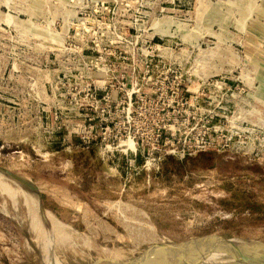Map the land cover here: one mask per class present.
I'll list each match as a JSON object with an SVG mask.
<instances>
[{
	"label": "rangeland",
	"instance_id": "obj_1",
	"mask_svg": "<svg viewBox=\"0 0 264 264\" xmlns=\"http://www.w3.org/2000/svg\"><path fill=\"white\" fill-rule=\"evenodd\" d=\"M137 50L145 169L128 170L83 143L101 122L73 82ZM199 134L215 145L195 152ZM0 168L27 178L0 187V264H264V0H0ZM35 213L73 244H38Z\"/></svg>",
	"mask_w": 264,
	"mask_h": 264
},
{
	"label": "built area",
	"instance_id": "obj_2",
	"mask_svg": "<svg viewBox=\"0 0 264 264\" xmlns=\"http://www.w3.org/2000/svg\"><path fill=\"white\" fill-rule=\"evenodd\" d=\"M130 57L131 59L129 55L121 54L119 58L123 63H126L125 66L111 65L110 68L103 69L102 73L99 72L97 77L105 78L103 81L95 80V78L92 80L93 75L80 74L78 77L74 76L76 79L73 83L76 87L84 88L86 95L83 99L93 103L92 112L83 113L80 116L90 121L98 119L101 122L94 132L79 124L76 131L83 143L89 146L102 137L103 153L122 152L127 158L128 170H135L138 167L145 169V50L132 52ZM110 87L116 88L114 96L109 93L102 97L99 96L98 89L106 90ZM178 94L179 92H176V95ZM105 134H113L115 137L113 142L103 137ZM123 137L126 138L125 141L122 139ZM161 139V135L158 134L154 140L155 145H150L147 142L146 144L153 150L158 149ZM167 143L168 139L164 141V145ZM214 145V139L208 138L206 134H199L196 135L192 149L198 152ZM177 150V148L168 149L166 152L175 153ZM139 154L143 157L140 166L136 163ZM147 155L149 156L147 159H150L149 148ZM146 163L151 164L149 160Z\"/></svg>",
	"mask_w": 264,
	"mask_h": 264
},
{
	"label": "bare ground",
	"instance_id": "obj_3",
	"mask_svg": "<svg viewBox=\"0 0 264 264\" xmlns=\"http://www.w3.org/2000/svg\"><path fill=\"white\" fill-rule=\"evenodd\" d=\"M8 176L9 177H14L13 179H16L17 181L22 180H27L26 177H19V176H15V175H12L10 172H7L6 170H3L0 168V187L2 189V186H4L5 184L9 187V188H13V185L11 186L10 185V182L8 180ZM2 177V178H1ZM5 179V180H3ZM3 181V183H1ZM13 181V180H12ZM9 183V184H8ZM14 183V182H13ZM25 183V182H23ZM27 183V182H26ZM31 184L33 185V187L37 190L36 186L31 182ZM27 185V184H26ZM32 187V188H33ZM34 189V191H35ZM2 192H5L4 189L2 190ZM36 192V191H35ZM18 195H20L18 193ZM29 203V201H28ZM134 209V208H133ZM33 211V210H32ZM35 212V211H34ZM41 217L39 214L35 213L33 214V221L34 223L31 224L29 227L30 229V232L33 234V236H35L38 244H41V245H44L46 247H51V248H61L63 249L66 245L68 246L69 244H71L72 242L70 241V237L68 236L66 238V236H63V234L61 232H56L54 228H47V226H45L43 223H40L39 225L37 224V220H40ZM40 226L43 228V231H39L40 229L36 226ZM45 227V228H44ZM36 228V229H35ZM47 228V229H46ZM48 231L50 234H52L53 236L51 237H46L45 234H42L43 232H46ZM42 234V235H41ZM32 236V235H31ZM71 242V243H70ZM73 244V243H72ZM250 248H248L249 250H254V249H260V248H264V244H261V243H253L251 246H249ZM44 249V248H43ZM47 252V251H46ZM57 252V251H56ZM59 252V251H58ZM264 254V252H262ZM257 254H260V250L259 252H257ZM256 254V255H257ZM255 256H251L250 255V258H254ZM255 259V258H254ZM264 259V258H263ZM261 260V261H264V260ZM206 261V260H205ZM203 264H207V261ZM242 261H245V260H227L226 262H223L222 264H240ZM240 262V263H239ZM254 262V261H252ZM214 264H218V263H214Z\"/></svg>",
	"mask_w": 264,
	"mask_h": 264
},
{
	"label": "water",
	"instance_id": "obj_4",
	"mask_svg": "<svg viewBox=\"0 0 264 264\" xmlns=\"http://www.w3.org/2000/svg\"><path fill=\"white\" fill-rule=\"evenodd\" d=\"M2 169V168H1ZM8 172V171H7ZM11 173V172H10ZM12 174V173H11ZM12 175H16V174H12Z\"/></svg>",
	"mask_w": 264,
	"mask_h": 264
}]
</instances>
